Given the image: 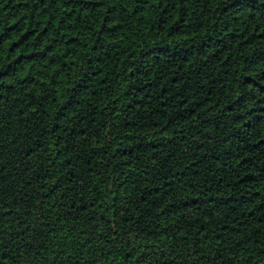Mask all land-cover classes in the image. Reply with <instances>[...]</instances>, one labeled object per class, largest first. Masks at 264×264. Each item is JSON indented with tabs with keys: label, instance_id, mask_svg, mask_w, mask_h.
Masks as SVG:
<instances>
[{
	"label": "trees",
	"instance_id": "1",
	"mask_svg": "<svg viewBox=\"0 0 264 264\" xmlns=\"http://www.w3.org/2000/svg\"><path fill=\"white\" fill-rule=\"evenodd\" d=\"M0 264H264V0H0Z\"/></svg>",
	"mask_w": 264,
	"mask_h": 264
}]
</instances>
